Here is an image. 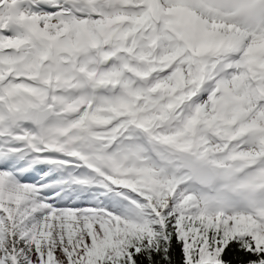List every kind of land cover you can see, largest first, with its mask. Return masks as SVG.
<instances>
[{"label":"snow or ice","instance_id":"obj_1","mask_svg":"<svg viewBox=\"0 0 264 264\" xmlns=\"http://www.w3.org/2000/svg\"><path fill=\"white\" fill-rule=\"evenodd\" d=\"M0 264H264V0H0Z\"/></svg>","mask_w":264,"mask_h":264}]
</instances>
